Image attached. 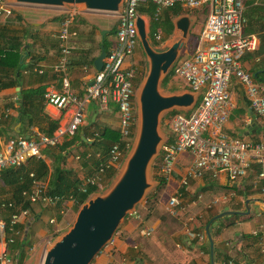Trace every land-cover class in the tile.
I'll use <instances>...</instances> for the list:
<instances>
[{"label": "crops", "instance_id": "obj_1", "mask_svg": "<svg viewBox=\"0 0 264 264\" xmlns=\"http://www.w3.org/2000/svg\"><path fill=\"white\" fill-rule=\"evenodd\" d=\"M243 5V14L248 13L249 15L246 22L248 23L249 20V23L253 24L255 28L253 30L250 26H245L243 35H256L259 39V45L256 51L246 53L241 58L242 69L251 73L257 82H263L264 22L261 20L264 18V0H243ZM12 7L14 12L12 17L8 18L9 21L4 22V19L0 18V45L7 49L10 44H14L18 39L24 43L20 60L22 72L16 80L13 75H5L3 70L0 71L1 84H8L16 80V85L12 87H0V151L18 138L36 140L39 135H47L52 127H54L52 134L57 137L59 131L68 126L73 113V107L59 110L46 104L42 97V100L37 99L34 102L31 109L33 120L25 123L21 121L22 113L17 110L22 98L21 94L29 91L40 94L50 88L60 91L63 73L55 72L52 68L57 62L60 52L58 43L51 37L53 32L50 33L49 29L57 30L58 28L42 27L41 22L27 23L28 21L22 15V11L19 10L21 8L30 10L34 8ZM182 11L183 13L172 18V34L164 38L163 33L160 32L162 40L158 43L163 42L161 45L163 46L168 40L174 39L177 35L174 27L176 18L187 16L191 21L189 38L180 57L183 53L189 58L200 41L208 15V7L193 11L182 7ZM18 15L23 18L17 21ZM141 16L145 18L149 32L150 19L145 15ZM96 29L94 32L88 33L89 35L84 33L86 31L80 30L77 37L72 39L70 43L72 49L66 76L69 80L70 90L82 99L85 97L87 86L92 83L98 73L93 63L100 54L99 42L104 37L101 32L105 30L106 35L110 30L98 26ZM192 31L195 35L194 41L191 39ZM108 40L115 43L117 38L110 35ZM91 59H93V63L90 64L88 62ZM130 64L131 61L125 63L126 66ZM177 79L175 76L172 77V80ZM180 81L182 80L180 79ZM170 84L173 83L170 82L169 86H171ZM184 88L187 89L186 86ZM229 92L234 108L223 127L224 132L233 138L256 142L263 140L264 117H258L253 121L255 131H248L252 122H248L247 118L251 111L244 88L235 78L231 80ZM189 112L185 114H189ZM84 113L83 125L74 135L79 140L68 152L64 164L65 168L72 170L80 181L95 173L91 161L83 160L81 155L85 153L94 154V150L90 146L94 138L100 137L99 130L108 128L111 132H119L118 112L116 108L111 107L109 102L105 104L97 100H89L85 104ZM169 122L168 119L161 120L162 126L165 124L168 127L167 131L165 130L167 140L174 137ZM73 137L62 136L61 139L64 141ZM49 153V155L46 153V149L42 150L40 159L51 168L57 161L58 154L56 150ZM96 153V157H98L100 152ZM190 156L193 157L187 151L177 154L175 161L179 163L175 166L174 161L170 173L164 180V188L157 194L156 200L152 201L153 204L146 205L145 202L142 207L144 210L142 214L136 212L134 216L126 217L121 224L122 226L115 232L111 242L103 247L90 264H210L209 251L207 254L203 250L204 244L207 242L205 227L214 216L224 209L242 213L248 210V214L239 215L242 218L240 220H234L230 218L231 216L218 220L217 227L213 229L215 264H221L227 260H232L234 264L264 263V187L257 179L259 166L255 163L251 164L246 176L235 181L229 180L224 173L213 176L212 173L205 172L200 179L190 180L188 185L182 188V181L194 161V157L190 159ZM121 164L118 165L117 172ZM173 167H175V175L171 178ZM21 168L31 169L38 173L40 170L37 159L34 157L27 159ZM5 172L0 171V201L12 198L14 191L23 182V179L5 174ZM156 173H159V169ZM24 179L27 182V177L24 176ZM104 181V186L108 187L113 180L107 184L106 178H103L96 187L99 189ZM44 184H48V178ZM181 189H183L182 197L176 214L172 216L167 211L168 201ZM74 205L76 204L71 201H65L61 203L60 208L53 209L41 204H30L29 209H27L29 211L28 217H21L18 224L28 221L30 240H33V235L34 237L45 235L43 229L36 232L35 229H38L36 221L42 217L46 221L51 213H55L53 218L58 224L67 215V212L73 210ZM1 209L2 207H0V222L4 223L7 219L9 220V216ZM58 216H61L59 222ZM144 227L152 230L149 236L140 234V229ZM198 231L205 235L204 241L198 242L187 235L188 232L197 233ZM7 241L5 231L0 228V257L6 256L12 261L14 252L11 244H8ZM30 248L26 251V260L29 259Z\"/></svg>", "mask_w": 264, "mask_h": 264}, {"label": "built area", "instance_id": "obj_2", "mask_svg": "<svg viewBox=\"0 0 264 264\" xmlns=\"http://www.w3.org/2000/svg\"><path fill=\"white\" fill-rule=\"evenodd\" d=\"M151 3L155 6L154 17L162 10L180 5L189 11L208 7V15L201 33V38L193 54L176 63L173 67L174 76L181 79L188 90L199 92V101L188 115L174 114L169 122L174 134L172 143L166 141L161 148L157 160L160 163L159 175L166 180L178 153L190 152L194 161L187 171L182 187L190 180L200 179L205 172L213 176L224 173L228 179L235 181L245 177L251 164L259 166L257 179L264 187V139L258 142L241 138H233L224 132L234 108L229 86L235 78L244 88L251 111L247 121H255L264 117V81L257 82L253 75L242 69L241 58L246 53L254 52L259 45L256 35H243L246 19L244 17L243 0H123L121 15L118 16L117 40L103 61V67L85 90L84 99L79 98L70 90L66 71L70 63V43L78 35L70 28L74 22L75 12H65L67 16L60 22L51 37L58 42L60 56L54 64L53 71L63 73L62 89H47L43 93L46 104L59 110L73 107V113L68 126L59 131L57 137L39 135L38 139L18 138L6 145L0 151V171L8 168H20L29 158H41V151L55 148L62 142L61 137H72L83 125L85 120L84 107L89 100L101 103L113 102L118 110L120 143L112 145L107 154V160L99 165L95 173L82 181L81 192L87 193L88 188L96 186L104 178L106 169L111 165L118 166L132 144L136 128L135 65L132 59L139 45L135 17L140 6ZM14 8L0 0V18L12 17ZM156 42L162 40L160 32L154 33ZM131 61L129 66L125 63ZM34 178L33 174H30ZM29 204H41L55 207L59 203L77 201L72 197L50 196L47 184L34 181L30 192H24ZM182 193L179 191L168 201V213L176 214ZM5 205L2 204V207ZM9 207L12 206L10 203ZM10 216V231L12 238L7 243L12 244L14 237L21 234L16 227L21 217H28L29 211L16 208ZM136 214V213H135ZM133 214V215H135ZM51 223L54 220L50 221ZM5 224L0 222L4 231ZM142 236H149L152 230L148 227L140 229ZM187 235L198 242L204 241L203 233L188 232ZM264 253V251H263ZM0 264H11L6 256L0 257ZM221 264H234L228 260ZM264 264V263H262Z\"/></svg>", "mask_w": 264, "mask_h": 264}, {"label": "water", "instance_id": "obj_3", "mask_svg": "<svg viewBox=\"0 0 264 264\" xmlns=\"http://www.w3.org/2000/svg\"><path fill=\"white\" fill-rule=\"evenodd\" d=\"M14 7L47 8L68 11L77 7L84 13L103 14L113 17L121 15L123 0H2ZM191 21L179 16L174 22L177 35L174 39L156 47L149 38L146 20L139 13L135 17L138 42L147 59V72L134 92L136 104V128L132 144L123 162L104 193H93L80 206L71 228L50 245L43 254L41 264H90L96 255L111 242L115 232L127 216L136 213V208L146 200L148 191L158 185L149 182V167L156 160L167 141L160 133L163 114L187 113L197 103L199 92L186 90L163 94L162 82L180 58L189 38ZM106 31H102L104 36ZM106 57L104 47L94 60L93 66L101 71ZM258 128V127H256ZM251 123L248 131H255ZM248 214L224 209L214 216L205 227L209 247L210 264H215L213 229L218 220L226 216Z\"/></svg>", "mask_w": 264, "mask_h": 264}, {"label": "trees", "instance_id": "obj_4", "mask_svg": "<svg viewBox=\"0 0 264 264\" xmlns=\"http://www.w3.org/2000/svg\"><path fill=\"white\" fill-rule=\"evenodd\" d=\"M138 13L141 15H145V16L149 17V19H150L149 38L154 45H157L158 42L154 41V39H153L154 33L162 32L164 35V38H167L168 36H170L173 32L172 18L180 15L181 13H183V11H182V7L180 5H175L174 7L162 10L161 13L158 14L157 17H154L155 6L151 3H147V4H144V5L139 7ZM79 15H80L79 13L75 14L73 25L70 28L71 31L77 32L76 27H78L77 22L79 20H80L79 24L87 25V23L85 22L84 19L78 20ZM66 16H67V13L62 14L60 17L55 18L54 20H61L62 21ZM244 16H245L246 21H247V17L249 19L248 13L247 14L244 13ZM9 19H5L4 22L9 21ZM20 19H22V18H21V16L18 15L16 17V20L18 21ZM261 21L264 22V18ZM247 25L250 26L251 29H253V30L255 29L253 24L249 23V20H248V23L246 22V26ZM116 29H117V27L113 31L109 30L108 33L106 35H104V37L101 38V40L99 42V49L101 46H103L106 54H108L110 49L115 44V43L110 42L108 40V36H110V34H112V33H116ZM95 30H97L96 26L93 25L91 27V33L94 32ZM56 43H58V42L56 41ZM23 46H24V43H22L19 39L16 40V42L14 44H10L7 47V49L2 48L0 45V71L3 70L6 73L5 75H7V74L13 75L16 78V80L19 78V76L21 75V72H22L20 70V67H21L20 60H21V55L23 52ZM88 63H90V64L93 63V59H91ZM4 69H6V70H4ZM173 76H174V69L170 70V72L164 78V80L162 82V87L168 88L171 91L179 89V87L177 85H174V84H172V85L170 84L171 86H169L170 82L173 83L171 81ZM16 80L13 82H10L8 84H6V83L1 84V82H0V84H1L0 87L1 88L7 87V86L12 87V86L16 85ZM134 83L137 86L139 83V80L137 79ZM38 94L39 93L32 92V91L24 92L21 94L22 98H21L20 105L17 108V110L22 113L21 121L23 123H25L27 121L31 122L33 120V117L31 115V109L33 108L34 102L37 99L42 100V97H43V93H40L39 96H38ZM174 114H177V112L168 113L166 115V117L164 118V120H167V119L170 120ZM180 114L188 115V114H184V113H180ZM163 128H164V130L167 131L168 127L164 124ZM53 129H54V127L51 128L50 132L46 136L53 137V134H52ZM170 130H171V128H170ZM171 133L173 136L172 130H171ZM99 135H100V137L94 138L93 143L90 146L93 148L94 154H86L85 153V154L81 155L83 160L91 161L90 163L93 166V172L98 170L99 165L101 163H104L107 160V154H108L109 149L112 147V145H114L116 143H120V139H121L120 133L118 131L111 132L108 128H102L101 130H99ZM78 140H79L78 137L74 136L70 140L62 141L55 148H46V153L48 155L50 154L49 153L50 151H53V150L57 151V154H58L57 161L50 168L40 158L37 159V163H38L39 168H40L39 173L36 171L34 172L31 169L25 170L21 167H20L21 169L20 168H18V169L17 168H8V169L3 170L4 172L7 170L5 172V174L14 175L15 177L17 176V178H19V179H23L22 185L19 186V188L14 191L12 198L4 200V201H0V207H2V204L5 205L4 207H2L1 210L4 211V213L9 216V220L7 219L6 221H4V224H5L4 231H5V235H6L7 239L12 238V236H13V234L10 231V227H9L10 216L12 215V213L16 212L17 211L16 208L19 206H21V208H23V209H29L30 204H29V202H27L25 200L24 192L28 193L31 191L32 184L34 181H37L39 183H45L46 179L48 178V184H47L48 194L50 196L74 198L77 201L76 205H74V210L76 212L78 211L80 206L83 205L93 193H96L98 191V188L96 186H91L88 188L87 193H82L80 190L81 185H82V181H80V179L77 178V176L74 174V172L72 170H70L69 168H65V166H64L68 152L70 151L71 148H73L75 146V144ZM173 140H174V137L172 139L169 138V140H167V141H168V143H172ZM98 151L100 153H99L98 157H96V154H97L96 152H98ZM125 154H127V151ZM157 161H155V163L153 165V170L155 171L154 179L158 182V185L154 189L153 194L151 196L149 195L146 197V200H145L146 205L150 204L153 200H156L157 194H159V192L161 191V189L165 183L163 177H161L159 174L156 173L157 170L159 169V166H160L159 161L158 162ZM118 167L119 166L111 165L108 169H106L104 178H106L107 184H110V182L112 180H114L115 176L117 175L116 173H117ZM50 169H51V172L49 173ZM93 172H92V174H93ZM30 174H33L34 178H31ZM24 176L27 177V179H28L27 182L24 181V180H26V179H24ZM179 192L183 193V189H181ZM10 203L12 204V206L9 207L8 205ZM60 207H61V203L57 204L55 207H52V208L58 209ZM127 217H131V216H127ZM230 218H232L234 220L235 219L236 220L242 219L240 216H237V215L231 216ZM60 220H61V216H58V222ZM16 228L18 230H20L21 234L18 236H15L14 242L11 244L12 251L14 252V257L11 261V264H24V262L26 260L25 259L26 258V251L28 248H30V245H31L30 234H29L30 228H28V221H26L22 224H18ZM197 233H201V232L198 231ZM204 245L205 246H204L203 250L208 254L209 247L207 245V242Z\"/></svg>", "mask_w": 264, "mask_h": 264}, {"label": "rangeland", "instance_id": "obj_5", "mask_svg": "<svg viewBox=\"0 0 264 264\" xmlns=\"http://www.w3.org/2000/svg\"><path fill=\"white\" fill-rule=\"evenodd\" d=\"M18 9V8H17ZM80 10L75 7V8H71L70 10L66 11V12H75V13H79V19H84L85 22L87 23V25H81L79 24V21L77 22V32L80 33V30L86 31L84 33L88 34L91 32V27L93 25H95L96 27H101V28H109L110 31H113L116 27L117 24L119 22V18L117 17H113V16H109V15H103V14H89V13H84L82 11V8L80 7ZM19 11H22V15L24 16V18L28 21L27 23H34V22H41L43 26H49V27H59L61 20H54L55 18L60 17L62 14H65V11H59V10H54V9H47V8H34V9H27V8H21ZM94 15H99V16H94ZM23 18V17H21ZM79 24V25H78ZM100 29V28H98ZM50 33L54 32L55 30L53 29H49ZM89 35V34H88ZM110 35H114L115 38H117L115 33H112ZM195 38V35L192 31V36L191 39L193 40ZM194 41V40H193ZM153 44V43H152ZM162 43H158L157 45H154L155 48L156 47H161ZM187 56L185 54L182 53V56L180 57V60L178 61V63H180L182 60L186 59ZM133 65L135 64V72H136V80H139L138 85H140L141 81L143 80V78L145 77V74L147 72V59L146 56L144 55L140 44L137 46L134 55H133V59H132ZM176 78V77H175ZM135 80V81H136ZM179 80V81H177ZM177 80H172L174 85H177L179 87V90H186V88H184V83L182 81H180V79ZM138 85H135V90L137 89ZM163 94H170L171 90H169L168 88H161ZM134 103H135V95H134ZM109 104L111 105V107L116 108V105L114 103H112L111 101H109ZM136 107V104H135ZM137 110V109H136ZM118 112V110H117ZM167 114H163V117L165 118ZM162 118V119H164ZM160 133L165 134V130L162 126H160ZM179 156V155H178ZM181 157V155H180ZM179 159V158H178ZM190 159H193L192 156H190ZM156 160L153 161V163H151L150 167H149V182H152L153 184L156 182V180L154 179V175H155V171L153 170V165L155 163ZM158 162V161H157ZM177 163H179L178 161H175V166L177 165ZM174 171H175V167H173L172 172H171V178L174 177ZM113 183V182H112ZM111 183V184H112ZM105 185V181L101 184L100 188L98 189V193L102 194L105 192L106 188L104 186ZM155 185V184H154ZM105 187V189H104ZM157 186H154L152 190L148 191V196L153 194L154 189ZM164 187H162L161 190H163ZM154 201V200H153ZM145 201H143L142 203H140V205L137 206L136 208V212L137 213H143L144 210L142 209L143 205H144ZM151 204H153V202H151ZM52 208V207H51ZM76 211L71 210L69 212H67V215L64 216V218L57 224V222L55 221V219L53 217H55V213H51V216L46 219V221L43 219V217L41 219H39L38 221H36V226L38 227V229H35L36 232L39 229H43L45 230V235L44 236H35L33 235V240L31 239V248L28 252L29 259L25 260L24 264H41L42 262V257L44 254V251L50 246L52 245V243H54L56 240H58V238L65 233L66 231H68L71 226L73 225L74 221H75V217H76ZM134 216V215H133ZM54 220L53 223H51L50 221ZM231 223V222H230ZM122 226V225H121ZM35 232V233H36ZM34 233V234H35Z\"/></svg>", "mask_w": 264, "mask_h": 264}]
</instances>
